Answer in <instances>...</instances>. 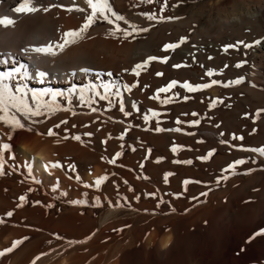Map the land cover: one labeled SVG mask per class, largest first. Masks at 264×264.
I'll return each mask as SVG.
<instances>
[{
	"label": "bare ground",
	"instance_id": "6f19581e",
	"mask_svg": "<svg viewBox=\"0 0 264 264\" xmlns=\"http://www.w3.org/2000/svg\"><path fill=\"white\" fill-rule=\"evenodd\" d=\"M160 1L163 6L167 3L162 11L165 22L160 29L162 39L165 42L183 34L180 28L191 22L189 19H193L195 10L190 13L188 20L168 19V21H173L167 22L166 18L169 15V17H175L177 6L169 5L172 0ZM120 2H126V0H109L111 7L114 3L117 5ZM19 3L20 0H0V14H8L17 20L14 26L0 27V54L11 53L19 57L20 62L30 65V72L32 73L36 69L45 70L49 73V77L43 83L37 79L26 81L29 88L37 90L51 88L67 92L74 85L81 86L89 82L99 85L102 81L104 83L135 84L136 86H139V84H141L140 86L147 85L146 83L151 78L150 74L152 72L150 73V71L152 68L147 65L145 69L140 70V75L137 76L131 71L134 68L131 64L141 55L148 56L151 54L150 48L145 45L139 47L136 42L126 41L121 32L112 35L116 21L113 24H104L101 22L102 20L98 19L101 22L100 24L89 27L79 39L59 51L56 56L31 52L22 54L21 48L60 42L66 31L76 30L84 23L85 17L91 13V9L87 5V0H38L37 6L49 7L48 12L38 11L31 14H16L13 12V8L18 6ZM50 5H60V7H51ZM118 6L121 7L119 4ZM69 8L73 10L69 11ZM76 8H82L84 11L77 12ZM263 8L264 0H258L252 6L246 5L239 11L225 16L222 19L223 22L221 21L222 28L228 29L234 28V26L237 29L247 28L249 27L248 21ZM206 12L202 9L199 13L206 15ZM101 33L102 35H100ZM263 47L264 43L259 45V53ZM140 51H143V53L141 54ZM192 51L191 46L180 48L175 58H173L174 66L180 65L183 61L185 62V60L191 58L193 56L190 55ZM168 65L169 62L163 67ZM81 68H91L93 71L84 74L79 71ZM184 68L179 74L184 81H189L191 76H194L193 71L190 64H187V67ZM125 69H128V71H125ZM0 70H3V66H0ZM158 70H154V72L157 73ZM73 72L76 75L73 76ZM96 73H100L99 78H97ZM108 73H112V75L109 76ZM156 77H153V79ZM136 89L139 88L136 87ZM100 91L103 90L100 89ZM121 98L124 102L125 111L133 105H135V108L138 107V99L133 97V91L128 92L122 89ZM57 101L61 105V110L34 118L38 122L32 126V131L17 129L12 131L11 139L8 135L11 131L10 127L0 121V144L8 143L10 145L9 149L4 150L5 174L0 175V219L5 221V223L0 224V252L11 248L13 241L27 237L21 244L13 248V255L10 259L7 257L8 252L0 255V264H33L34 258L41 253H47V255L41 256L39 260L35 261V264H250L252 262L259 252L258 248L255 246L250 247L251 244L248 246L245 242H243L244 244L241 243L244 247H239L238 242L241 241L250 228L264 226V199L262 197V200L257 203L256 200H253V197L247 198L243 205L239 207L238 211L240 213L236 217L234 216L233 206L228 207L230 204H228V197L238 195L239 198V193L256 184L253 180H248V182H244L245 184L240 183L238 180L239 183L231 188L228 197L223 199L224 201H215L216 198L214 200L205 198L203 202H197L198 204H196V200H194L196 197L192 201L181 200L180 198L177 200L174 197H169L167 192L159 195V197L156 196L155 202L153 198L145 196L142 203H117L110 206L103 215L96 216V218H90L89 214L87 216L76 214L71 217H53L49 213L48 207V205H52L50 196L53 194L52 191L58 194L64 192V188L67 186L66 181L69 182L64 174L68 170L67 164L73 163L80 169H92L94 172L87 175L91 179L95 175H101V172L104 173L103 169H98V167L104 168L108 172V169H112L117 162L110 156V153L109 155L103 153L104 156H98L97 145L100 142L107 144L109 135L115 129H126L129 124L128 116L120 111L119 100L110 105L109 100L97 98L95 104L91 107L81 105L75 95L72 96L71 105L63 97L57 98ZM67 107H70L71 111L62 110ZM93 107L96 111H92ZM62 120L67 121V123L61 124L58 129L55 128L54 126L60 124ZM22 122L28 123L27 121ZM49 128H53L57 133L56 137L47 136L46 133ZM85 133L91 135L85 136ZM65 135H67V139L64 138ZM74 135H80L81 140L73 139ZM25 138L35 142L37 147L47 145L56 154L50 162L60 161L64 166L59 168L50 167L45 170L44 165L41 166L38 161H35L21 150L19 143ZM118 150L120 151V149ZM181 153L177 157L181 158ZM113 160L115 163L112 162ZM26 162L31 163L32 176L40 181L39 184L29 178L24 166ZM115 173L114 175H116ZM143 178L145 179V177ZM57 181H59V185L54 189L53 186L57 184ZM137 181L140 182V180ZM168 183L170 184V182ZM186 183L188 184L187 181ZM120 188L122 187L120 186ZM261 188H264L263 185ZM131 189H133V186ZM254 190L256 191V189ZM210 193L211 191H209ZM22 195L26 196V200L23 206L18 207L19 198ZM252 196H255V194L253 193ZM111 203L110 205H112ZM138 205L141 208H138ZM166 205L169 206V211L173 213L170 216L173 215L174 219L178 218L180 221L177 229L174 227L176 222H167L166 220H164L166 222L162 221L164 224L161 227L152 226L153 228L142 231L127 230L122 226L125 220H123V217L131 210L152 213L154 209H161ZM125 210L129 212L126 213ZM9 211L13 213L11 217L6 215ZM37 220L40 221L41 229L51 234L48 240L51 243H48V241L34 242L33 238L36 237L34 232L33 234L31 232L29 236L24 235L27 230L31 231L29 229L35 227L34 221ZM66 223H68V227L63 225ZM211 224H213L214 230L204 231V228L208 225L211 226ZM89 225H94V227L86 228ZM21 234L24 236L20 237ZM54 234L60 236L61 239H56ZM85 237H90V239L84 240ZM69 240H84V242L69 245L67 242ZM65 248L67 249L65 250Z\"/></svg>",
	"mask_w": 264,
	"mask_h": 264
},
{
	"label": "rangeland",
	"instance_id": "374dc122",
	"mask_svg": "<svg viewBox=\"0 0 264 264\" xmlns=\"http://www.w3.org/2000/svg\"><path fill=\"white\" fill-rule=\"evenodd\" d=\"M257 1L172 0L169 5L177 6L175 11L176 18L188 20L190 13L194 12V10L195 14L193 19H189L191 20L190 23L180 28L183 34L165 42L160 33L161 26L165 20H148L144 15L145 13L155 14L157 18L163 16L161 11L163 4L160 0H152L151 3H148L147 0H126V2L118 3L121 7L115 3L112 5L113 12L125 17L127 22L116 21V26L118 25L120 29L128 28L130 30L133 25L148 29L145 32H138L134 36H124V39L136 42L139 47L142 45L149 47L151 54L148 56H156L161 59L148 63V67L152 68V70L150 68V73L152 72L150 77L152 79L148 80L147 85L140 86L141 84H139L140 87L135 86L131 89L133 97L138 99V107L130 106L131 108L126 110L131 113L127 117L129 120L127 130L125 128L115 129L109 135L107 144L100 142L97 145L98 156L109 155L110 153V156L116 160L117 164L112 169H108V172L106 169L98 167V169H103L102 171L105 174L101 172V175H95L92 179L87 176L94 172L90 168H81V170L74 164V171L72 169L65 171L64 174L69 181H66L67 186H65L63 192L66 195L63 196L52 191L53 194L50 196L52 205L49 207V213L53 217H71L76 214L87 216L89 214L90 218H96V216L103 215L106 209L117 203H142L145 200H143L145 196L153 198L155 202L159 195L167 192L169 197H174L177 200L180 198L181 200L192 201L196 197L194 198L196 204L203 202L205 198L210 200L216 198L215 201H224L223 199L228 197L231 188L239 181L245 184L248 180H253L256 184L239 193V198L238 195L236 197H228V204L232 203L228 207L233 206L234 216L237 217L240 213L238 209L247 198L253 197V200H256L257 203L262 200V197L264 199V188H261L262 185L264 187V155L250 151V149L264 147V47L259 53L260 44L253 43L255 40H261V44L264 43V8L248 21L247 24L250 28L237 29L236 26L228 29L222 28V19L225 16L239 11L246 5L252 6ZM202 9L207 11L206 15L199 13ZM194 17L198 20L196 21ZM166 21L172 22L173 20L168 21L166 18ZM101 22L104 24L108 23L104 20ZM101 22L97 20L92 27L97 26ZM219 29L222 30L220 31ZM181 37L186 38L185 42L181 43L175 50H162L165 44L178 43ZM238 41H244L253 46L245 48L240 45L225 52V45H235ZM204 44L209 45H206L208 49H206L207 47ZM189 46L193 48L190 54L193 56L185 60L186 63L184 61L180 63L181 68L174 67L173 58H175L177 51L180 48ZM140 53L142 54L143 51H140ZM148 56L141 55L131 66L135 67L136 64L143 63ZM165 56L169 57V59L163 62L162 58ZM241 61H243L242 66L236 67L235 65ZM168 62L169 65L163 67ZM187 64H190L194 75L191 76L188 82L193 85L198 83L211 84L213 79L222 82L234 81L240 77H243V82L230 87L214 84L196 92H187L182 87L185 81L179 74L185 69L184 67H187ZM225 65H228V67L225 68ZM210 69L220 74L208 76L207 72ZM154 70H158L161 75L157 76ZM153 77L156 78L153 79ZM172 80L179 82L176 88L167 93L158 92L160 87H165ZM136 87L139 89H136ZM161 101L166 102L162 103ZM214 101L217 102L214 103V106H210ZM258 110H260L259 116H257ZM152 112H156L157 115L153 117ZM145 116L148 117L147 121L144 119ZM195 121H199V123H194ZM158 127L162 130L157 131ZM105 145L107 147H103ZM117 153L122 154L117 158ZM180 153L181 158L177 157L180 156ZM158 158L159 162H157ZM237 159H243L246 163L237 165L231 174L222 172V169L227 168L229 164H232ZM166 173L169 174L167 176L168 179L171 176L169 180L167 179V182H165ZM83 175L85 176L83 177ZM103 175H107L108 178L101 183L98 189L94 186L85 187V185H93L94 181ZM77 176L80 177L79 181L76 179ZM225 176L227 177L226 179L222 178ZM136 179L140 180V182ZM168 182H170L171 186ZM132 186L133 189L128 190ZM116 188L120 190H116ZM186 191L189 192L187 193ZM209 191H211L210 194ZM205 192L206 194H204ZM253 193L255 196H252ZM97 196L100 197V200L98 203H94L93 198ZM137 197L142 199L138 202L139 199ZM79 199H86L89 202L87 204L70 203L72 200ZM137 207L141 208L139 205ZM125 211L126 213L129 212L128 210ZM133 211L131 210L130 213L123 217V220H125L122 226L127 230L142 231L153 227H161L164 224L162 222L164 220L176 222L174 225L176 229L180 224L178 218L174 219L173 215L170 216L173 213L169 211L168 205L161 209H154L152 213L140 210ZM34 225L35 227L29 229L31 231L27 230L24 235L29 236L31 232L32 234L34 232L36 236L33 238L34 242L48 241L51 234L41 229L40 221H34ZM63 225L65 227L69 226L68 223ZM212 225L206 226L204 231L214 230ZM92 227L94 225H89L86 228ZM262 228L264 226L250 228L246 234L247 236H243L241 241L238 242L239 247H244L242 244L245 242L248 246L251 244L250 247L255 246L258 248L259 252L250 264H264V229L262 231ZM21 235L20 237L24 236L23 234ZM247 245L245 246L248 247ZM13 251L14 249L8 252V259L12 257Z\"/></svg>",
	"mask_w": 264,
	"mask_h": 264
},
{
	"label": "snow or ice",
	"instance_id": "6c2138e0",
	"mask_svg": "<svg viewBox=\"0 0 264 264\" xmlns=\"http://www.w3.org/2000/svg\"><path fill=\"white\" fill-rule=\"evenodd\" d=\"M148 3H151L152 0H147ZM38 0H20V3L18 6L13 8V12L16 14H31L36 13L38 11L48 12L49 7H38ZM87 5L91 9V13L88 14L85 17L84 23L76 30H68L63 34L62 40L60 42L56 43H48L45 45L40 46H31L26 48H21L22 54L27 53H37L42 55H48V56H56L59 51H62L65 47H67L69 44L75 42V40L79 39L93 24L97 22V20H104L107 21L109 24H113L114 21H125V17L122 15H118L115 12H113L112 7L109 3V0H87ZM51 7H60V5H50ZM167 3H165L164 6L161 7V11H163V7H166ZM69 11H72V8L68 9ZM77 12H83L84 9L82 8H76ZM148 20H164L165 17L161 16L157 18L155 14H144ZM167 19H178L176 17H168ZM17 23V20L9 16L8 14H0V27L8 28L11 26H14ZM125 23H127L125 21ZM147 28H140L135 25L131 26V29L128 28L120 29L117 25L112 30V35H116L117 32H121L125 37L128 36H134V34L138 32H145L147 31ZM185 37H181L180 41L178 43H168L163 46L164 51L167 50H175V48L179 47V45L183 42H185ZM254 44H261V40H255L253 42ZM240 45H243L245 48H250L253 45L247 44L244 41H238L237 44H229L224 46L225 52H227L230 48L239 47ZM158 58L156 56H149L147 60H145L143 63H138L135 65L133 69H131L132 72H134L137 76L140 75V70L145 69L150 61H154ZM169 59V57L165 56L162 58L163 62H166ZM243 64V61L240 63H237L236 67H241ZM0 66H3V70H0V121H2L5 125H8L11 129L9 132V139H11V133L12 131H15L17 129H23L26 131H32V126L37 123L38 121L34 118L41 117L42 115L51 113L53 111L61 110V105L58 103L57 98L63 97L68 101V104L71 105L72 103V96L75 95L79 103L81 105L89 106L95 104L96 99L99 98L100 100H109L110 105L115 103V101H120V111L125 115L129 116L131 113L125 111L124 108V102L122 100V89L123 91L130 92L133 87L136 85H127V84H116V83H104L103 81L99 84H93L89 82L86 85L81 86H72L70 89L67 90V92H62L59 90H54L51 88H41L39 90L32 89L28 87V84L26 81L29 79H37L39 82L43 83L48 77L49 73L45 70L36 69L34 73L30 72V65L24 62H20L19 57L11 54V53H5L0 54ZM174 67H181V65H175ZM228 67V65H225V68ZM81 73L88 74L91 73L93 70L91 68H81L79 69ZM125 71H128V69H125ZM220 73H217L215 70L210 69L207 72L208 76L217 75ZM72 75H76L75 72L72 73ZM109 76L112 75V73H108ZM157 76L161 75V73H156ZM97 78H99L100 73H96ZM243 82V77H240L234 81H227L222 82L218 80H212L211 84H205V83H198V84H191L188 81L183 82L182 87L187 90V92H196L198 90H201L203 88H208L211 85L214 84H222L223 87H230L234 84H240ZM179 82L176 80L170 81L165 87H160L158 89L159 93H167L171 91L172 89L176 88L178 86ZM100 89L103 91L101 92ZM162 103L166 101H161ZM217 101H214L213 104L210 106H214V103ZM135 107V105H133ZM64 111H71L70 107L63 108ZM92 111H96V109L93 107ZM75 115V113H73ZM157 114L156 112H152V116L155 117ZM195 115V114H194ZM260 115V110L257 111V116ZM144 119L147 121L148 117L145 116ZM22 121H27L28 123H24ZM67 121H61L60 124H56L55 128H60L61 124H66ZM194 123H199V121H195ZM157 131H161L159 127L156 129ZM47 136L49 137H56L57 133L53 130V128H49L47 130ZM85 136H90V133H85ZM65 139H67V135L64 136ZM73 139L79 141L81 140L80 135H74L72 137ZM235 139V137H234ZM10 145L8 143L0 144V175L5 174L4 170V150L9 149ZM250 151L258 152L261 155H264V147L261 148H254L250 149ZM122 153H117V157L121 155ZM115 163V161H112ZM159 162V158L158 161ZM190 163V161H188ZM246 163L243 159H237L232 164H229L227 168L222 169V172L231 174L235 167L237 165ZM25 168L27 170V174L30 179H32L35 183L39 184L40 181L36 180L35 177L32 176V165L31 163L26 162ZM64 165L61 164L60 161L55 162H49L44 165L45 170L48 168H59L63 167ZM68 169L75 170V166L71 163L67 164L66 166ZM169 174H165V182H167V176ZM107 175H103L101 177H98L93 185H85V187L94 186L97 189L100 187L101 183L107 180ZM222 178H227L222 177ZM77 181L80 180V177H76ZM59 181H57V184L53 186L55 189L58 187ZM131 190V188L129 189ZM31 191V189H29ZM206 194V193H204ZM61 195H66V193H61ZM86 195V194H85ZM138 198V197H137ZM20 203L17 205L18 207L23 206V203L26 200V196L22 195L20 198ZM100 200V197H94L93 202L98 203ZM89 201L86 199H79V200H72L70 203L72 204H87ZM39 203V202H34ZM119 206V205H117ZM48 207H51V205H48ZM8 217H11L13 215L12 211L7 212L6 214ZM5 223L3 219H0V224ZM259 234V233H258ZM56 239H61L60 236L55 235ZM27 237H24L22 240H15L12 243V247L5 249L4 251L0 252V255H3L4 252H10L13 248H15L18 244L22 243L23 240H26ZM90 239V237H85L84 240ZM84 240H69L67 241L69 245L71 244H78L83 243ZM48 243H51V241H48ZM47 255V253H41L40 255L36 256L34 258L33 264H35V261L39 260L41 256Z\"/></svg>",
	"mask_w": 264,
	"mask_h": 264
},
{
	"label": "clouds",
	"instance_id": "9594fccd",
	"mask_svg": "<svg viewBox=\"0 0 264 264\" xmlns=\"http://www.w3.org/2000/svg\"><path fill=\"white\" fill-rule=\"evenodd\" d=\"M19 145L23 152L27 153L35 161H38L41 166L49 163L56 155L47 145L37 147L35 142L26 138L22 139Z\"/></svg>",
	"mask_w": 264,
	"mask_h": 264
}]
</instances>
